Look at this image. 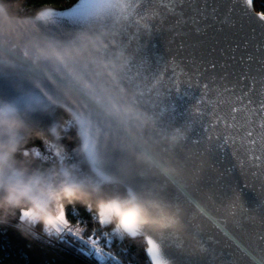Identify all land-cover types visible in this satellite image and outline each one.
I'll return each instance as SVG.
<instances>
[{
    "label": "snow or ice",
    "instance_id": "obj_1",
    "mask_svg": "<svg viewBox=\"0 0 264 264\" xmlns=\"http://www.w3.org/2000/svg\"><path fill=\"white\" fill-rule=\"evenodd\" d=\"M179 4L180 0H77L67 9L40 10L29 31L0 29V116L18 115L26 122L28 115L56 110L61 104L67 107L82 146L65 152L49 145V150L56 148L68 183L99 190L93 219L102 226L113 224L114 217L120 222L103 234L102 246L100 236L85 238L83 229L72 227L62 203L55 215L43 209L22 210L20 220L36 224L43 217L48 235L70 233L91 249L98 264H120L105 250L113 238L139 236L146 239L151 264H174L166 251L179 243L178 234L190 224L192 210L211 219L197 196L203 169L195 158L206 150L201 145L211 142V154L218 152L220 163L231 155L241 166L264 169V95L255 91L254 82L243 87L244 76L235 83L199 74L186 77L178 65L164 68V61L142 55L153 21ZM0 13L8 19L4 4ZM259 19L264 21V13ZM61 89L79 94V108L67 103ZM177 93H191L194 106L189 105L182 117L171 103ZM240 114L243 123L237 122ZM241 131L242 137L237 135ZM233 180L217 208L229 215L241 211L235 190L245 186ZM39 202L46 206L47 198L41 196ZM85 207L93 213L91 204ZM138 208L145 210L143 225L128 219ZM225 257L231 260L227 252ZM253 260L264 264V253Z\"/></svg>",
    "mask_w": 264,
    "mask_h": 264
},
{
    "label": "water",
    "instance_id": "obj_2",
    "mask_svg": "<svg viewBox=\"0 0 264 264\" xmlns=\"http://www.w3.org/2000/svg\"><path fill=\"white\" fill-rule=\"evenodd\" d=\"M253 3L248 5L247 0H180L174 12H165L158 22L153 21L155 27L150 30L152 36L147 39L142 55L153 62L164 61L161 65L164 68L170 64L178 65L185 70L186 77L199 74L200 77L224 78L235 83L237 78L244 76L247 79L243 87L254 82L255 91L264 95V21L259 19L261 12L255 11ZM48 9L58 8L46 7L44 10ZM34 17L19 18L8 13L5 20L0 13V29L13 27L17 32L29 31ZM61 91L68 104L79 108L78 93ZM188 95L191 98V93ZM189 97L180 93L171 97L177 117H182L191 104ZM48 99L61 104L51 96ZM59 108L74 119L73 113L63 104ZM223 112L227 115V106ZM237 122H244L243 114ZM76 129L78 131V125ZM237 135L242 137L244 133L241 131ZM200 148L206 150L203 156L195 158L198 167L203 169L199 172L197 186L200 192L197 196L211 219L193 209L190 224L178 234L179 243L169 248L166 255L174 259V264H254L253 257L264 253V169L241 166L231 155L220 163L219 153L211 154V142ZM237 150L243 155L239 145ZM233 177L245 186L235 190L241 211L229 215L217 208L229 190L226 186L235 184ZM138 238H144L146 243L144 236L132 239ZM153 238L158 240L155 234ZM226 252L231 256L230 261L225 257ZM146 257L151 264L147 253Z\"/></svg>",
    "mask_w": 264,
    "mask_h": 264
},
{
    "label": "trees",
    "instance_id": "obj_3",
    "mask_svg": "<svg viewBox=\"0 0 264 264\" xmlns=\"http://www.w3.org/2000/svg\"><path fill=\"white\" fill-rule=\"evenodd\" d=\"M77 0H0L7 8L11 16L19 18L34 17L40 10L46 7L66 9ZM256 12L264 13V0H254ZM70 119L67 111L62 108L49 109L40 112L36 116L28 115L25 129L20 134V140L16 156L28 159L25 152L30 149L43 147L47 142L55 140L68 152L73 147H80L78 143V131L76 126H67ZM55 129V131H53ZM39 184V192L48 191ZM53 189L57 188L53 184ZM66 206V215L70 222L84 228L83 235L87 238L95 233L103 239L104 233H111L114 224L102 226L93 219L97 211L98 199L91 192L86 194L85 202L69 203L66 199L61 200ZM91 204L93 213L90 214L85 205ZM33 202L25 200L16 209H0V264H98L93 255L86 256L83 252L72 247L68 242L62 245L53 244L44 236H49L41 227V221L32 224L29 220H20V213L25 209H34ZM47 210L55 214V203L47 205ZM10 213V214H9ZM103 246L104 243L100 242ZM64 244V245H63ZM146 243L144 238L132 239L126 237L123 241L113 238L110 247L105 250L111 252L119 260L120 264H150L146 257ZM105 264H113L107 261Z\"/></svg>",
    "mask_w": 264,
    "mask_h": 264
},
{
    "label": "clouds",
    "instance_id": "obj_4",
    "mask_svg": "<svg viewBox=\"0 0 264 264\" xmlns=\"http://www.w3.org/2000/svg\"><path fill=\"white\" fill-rule=\"evenodd\" d=\"M25 129V122L18 115H10L7 118L0 116V209L11 210L19 208L23 201L34 200L37 210L46 208L48 204L60 203L66 199L69 203L85 202V196L89 192L97 196L99 190L80 183H68V177L64 176V182L53 189L48 185V191L42 194L47 198V205L40 203L34 191V181L21 179L22 173L15 170V154L18 150L20 134ZM145 210L138 208L136 212L128 214V219L136 223H145L143 216ZM10 214V213H9ZM120 219L114 217L113 224L119 223Z\"/></svg>",
    "mask_w": 264,
    "mask_h": 264
},
{
    "label": "built area",
    "instance_id": "obj_5",
    "mask_svg": "<svg viewBox=\"0 0 264 264\" xmlns=\"http://www.w3.org/2000/svg\"><path fill=\"white\" fill-rule=\"evenodd\" d=\"M69 122L67 123V126L70 128L71 126L74 125V123H72L73 119L72 117L68 120ZM49 145H55L56 148H62L64 149L65 152H68L63 146H61L59 143H57L55 140H51L50 142H47V144H45L43 147L40 148H33L30 149V151L28 152V159H34V160H46L48 162V165L52 171V176L47 177L43 180V186H45V188L48 189V185H51V187L53 188V184H56V186H59L60 184H62L64 182V175H63V171L61 170V166H60V160L59 157H57L55 155L56 152V148H52L51 150H49ZM37 152L39 153V155H37ZM42 157H52V159H54L56 161V163H52V159H45ZM66 168H70V165H65ZM71 175V173H70ZM92 187V186H91ZM94 188V186H93ZM60 203H62L60 201ZM55 206H57L55 204ZM46 239L50 240L49 237L44 236ZM58 241H54L52 240V242L57 245H59L62 241H65V239H63V237L61 236H56ZM51 241V240H50Z\"/></svg>",
    "mask_w": 264,
    "mask_h": 264
},
{
    "label": "crops",
    "instance_id": "obj_6",
    "mask_svg": "<svg viewBox=\"0 0 264 264\" xmlns=\"http://www.w3.org/2000/svg\"><path fill=\"white\" fill-rule=\"evenodd\" d=\"M16 161V166H15V170L18 173H22L23 175L21 176V179L24 180L25 182H27V180H38V185L42 182V179L44 177H50L52 176V171L49 167H47L48 162L46 160H26V159H22V158H18L15 159ZM49 166V165H48ZM37 184L34 186V191L36 196L38 194H41V192H39L40 190V186L38 187ZM37 187V189H35ZM34 200V198H33ZM40 211V210H37ZM41 222L43 221V217L40 220ZM39 221V222H40ZM41 228L44 230V226L41 225Z\"/></svg>",
    "mask_w": 264,
    "mask_h": 264
},
{
    "label": "rangeland",
    "instance_id": "obj_7",
    "mask_svg": "<svg viewBox=\"0 0 264 264\" xmlns=\"http://www.w3.org/2000/svg\"><path fill=\"white\" fill-rule=\"evenodd\" d=\"M75 125V124H74ZM76 126V125H75ZM15 159H17V156L15 155ZM26 160H29V159H26ZM30 160H34V159H30ZM29 160V161H30ZM47 167H48V169H49V166L47 165ZM46 177H44L43 179H42V181L45 179ZM38 183V180H35L34 181V186L36 185ZM37 186L39 187V185L37 184ZM35 189H37V187L35 188ZM43 194V193H42ZM42 194H38L37 195V197H41L42 196ZM34 200H35V197H34ZM34 200H30L31 202H33V204H34ZM56 207V206H55ZM33 210H36L37 211V209L35 208V205H33ZM42 209H44V208H42ZM40 210V209H39ZM44 212H46L45 210H43ZM47 213V212H46ZM41 225H43V221L41 222V224H40V227H41ZM71 225H72V227L75 229L76 227H80L81 229H83V232H84V228L83 227H81V226H79V225H77V224H73L72 222H71ZM83 232H82V234H83ZM57 235H55V233H53L51 236L49 235L48 237L50 238V240H51V242H52V240H56L57 239V237H56ZM63 237V239H65V243L66 242H68L72 247H75L76 249H78V250H80L81 252H83L86 256H90V255H92V252H91V249H89L88 248V246L86 245V244H84V242L83 241H81V240H79L78 238H76V237H73L70 233H63V234H61L60 235V237ZM56 241H58V239L56 240ZM100 242H102V243H105V241H104V239H102L101 238V240H100ZM53 243V242H52ZM62 243H63V241L61 240V243L59 244V245H62ZM54 244V243H53ZM64 245V244H63ZM107 261H105L104 262V264L106 263Z\"/></svg>",
    "mask_w": 264,
    "mask_h": 264
},
{
    "label": "bare ground",
    "instance_id": "obj_8",
    "mask_svg": "<svg viewBox=\"0 0 264 264\" xmlns=\"http://www.w3.org/2000/svg\"><path fill=\"white\" fill-rule=\"evenodd\" d=\"M43 210H45V211H46L47 213H49V214L55 215V214L49 212V211L47 210V208H44ZM55 210H56V209H55Z\"/></svg>",
    "mask_w": 264,
    "mask_h": 264
}]
</instances>
